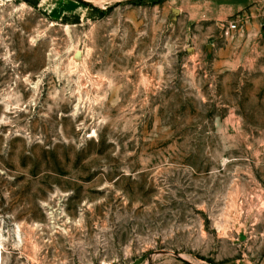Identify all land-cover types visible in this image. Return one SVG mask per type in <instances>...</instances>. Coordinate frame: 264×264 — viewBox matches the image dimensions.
Returning a JSON list of instances; mask_svg holds the SVG:
<instances>
[{"label":"rangeland","instance_id":"1","mask_svg":"<svg viewBox=\"0 0 264 264\" xmlns=\"http://www.w3.org/2000/svg\"><path fill=\"white\" fill-rule=\"evenodd\" d=\"M0 245L264 264V0H0Z\"/></svg>","mask_w":264,"mask_h":264},{"label":"built area","instance_id":"2","mask_svg":"<svg viewBox=\"0 0 264 264\" xmlns=\"http://www.w3.org/2000/svg\"><path fill=\"white\" fill-rule=\"evenodd\" d=\"M241 22L240 21H234L230 23L226 29H225V36L231 37L232 35L238 33L241 31ZM104 264H113V263H104Z\"/></svg>","mask_w":264,"mask_h":264},{"label":"bare ground","instance_id":"3","mask_svg":"<svg viewBox=\"0 0 264 264\" xmlns=\"http://www.w3.org/2000/svg\"><path fill=\"white\" fill-rule=\"evenodd\" d=\"M72 11H76L75 8H71ZM1 246V245H0Z\"/></svg>","mask_w":264,"mask_h":264}]
</instances>
